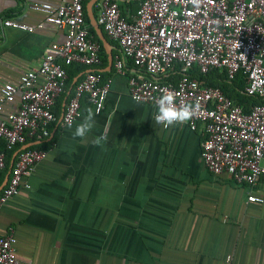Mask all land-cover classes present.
Instances as JSON below:
<instances>
[{
  "label": "crops",
  "instance_id": "obj_1",
  "mask_svg": "<svg viewBox=\"0 0 264 264\" xmlns=\"http://www.w3.org/2000/svg\"><path fill=\"white\" fill-rule=\"evenodd\" d=\"M66 1L0 0V89L17 84L39 66L47 46L65 39L64 29L30 6ZM6 19L35 30L4 27ZM106 39L114 46L111 67L107 57L103 68L92 69L111 80L110 91L85 137L72 133L87 111L71 128L64 126L61 96L48 137L12 150L0 139L1 184L20 150L48 152L26 178L29 188L21 186L2 206L0 234L14 233L18 264H264V202L247 201L250 194L264 200V178L248 187L212 175L200 155L202 126L157 125L153 106L129 96L127 77L138 70L128 62L127 76L115 73L119 48ZM169 75L155 79L176 76ZM18 107L19 99L3 104L0 120ZM101 135L106 140L97 145Z\"/></svg>",
  "mask_w": 264,
  "mask_h": 264
},
{
  "label": "built area",
  "instance_id": "obj_2",
  "mask_svg": "<svg viewBox=\"0 0 264 264\" xmlns=\"http://www.w3.org/2000/svg\"><path fill=\"white\" fill-rule=\"evenodd\" d=\"M136 1L138 9L133 16H124L114 0H99L95 5L97 24L119 48L113 61L115 73L127 76L128 62L138 70L127 77L130 98L152 105L154 117L155 101L168 91L176 97L177 106L198 105L185 124L191 131L199 125L203 128L200 155L205 168L214 176H229L234 184L254 187L264 178V104L253 105L245 112L220 87L207 85L191 73L207 75L224 70L228 80L242 73L244 94L264 100V0ZM85 2L67 0L57 6H30L45 16L46 23L66 33L61 44L45 48L37 68L24 72L17 84L1 87L0 113L3 104L19 99L18 109L0 120V139L6 150L28 139L48 137L50 125L57 120L54 107L65 92L71 65L88 70L82 73L64 106L63 125L72 126L82 118L84 100L95 115L104 109L111 80L102 79L99 71L92 69L101 64L100 45L85 22ZM3 26L28 33L35 30L12 19L4 20ZM170 73L177 79H155ZM47 154V150L30 147L19 151L0 192V214L21 186L29 188L26 178ZM4 167L5 153L0 151V171ZM247 201L264 202L253 194ZM15 244L14 233L0 234V264H18Z\"/></svg>",
  "mask_w": 264,
  "mask_h": 264
},
{
  "label": "trees",
  "instance_id": "obj_3",
  "mask_svg": "<svg viewBox=\"0 0 264 264\" xmlns=\"http://www.w3.org/2000/svg\"><path fill=\"white\" fill-rule=\"evenodd\" d=\"M88 1L89 0H86V2L84 3L85 22L88 26L90 35L93 37L94 41H96L100 45L101 64L99 67L103 68V66L107 64V56L103 50V46H102L101 42L99 41V39L95 35L93 28L89 24V20L87 18L86 10H85V5ZM119 8H120V10L124 16H133L136 14V11L138 9V2L136 0H129L128 2L127 1L121 2L119 4ZM94 12H95V10H94ZM104 36L107 38V36L105 34H104ZM110 42L117 46V44L115 42H113V41H110ZM129 64L131 65L130 62H129ZM86 69H87L86 67H84L82 65H77V64L71 65L67 68L68 80H67V84L65 87V92L63 93L62 97L60 98L62 101L64 100V98H66V102H67L71 98V96L73 95V91H74V87H75L76 83L82 77L80 76L78 78L77 82L73 85L72 89L70 90V92L68 94L72 80L75 77L82 74L83 72H85ZM97 71H99L102 79L105 80V77H104L105 73L100 71V70H97ZM169 76L170 77L173 76V73H170ZM191 76L193 78L203 80L207 85L220 87L223 90V92L227 96H229L236 104L241 106L245 112H249L250 108L253 105L264 104V100L259 99V98L249 97V96H246L244 94L243 89L245 86V79H244V76L242 75V73H238L235 76V78L232 80L227 79V75H226V72L224 70H215V71L210 72L207 75H201L198 72H192ZM174 79H177V76H174L173 79H171V80L173 81ZM82 109H83V111H87V109H91L90 105L85 100L82 101ZM30 148H40V147L39 146H31ZM2 178H3V175H0V184L2 182V180H1Z\"/></svg>",
  "mask_w": 264,
  "mask_h": 264
},
{
  "label": "clouds",
  "instance_id": "obj_4",
  "mask_svg": "<svg viewBox=\"0 0 264 264\" xmlns=\"http://www.w3.org/2000/svg\"><path fill=\"white\" fill-rule=\"evenodd\" d=\"M198 0H193V3ZM176 97L171 91L163 93L156 101V115L154 117L157 125H162L164 128H169L174 124H183L189 121L198 109V105L185 103L177 106ZM94 115L91 109L87 110V115L77 124L72 133L73 139L85 137L93 128ZM71 128V124L68 125ZM106 140L105 135L96 138V144L100 145L102 141Z\"/></svg>",
  "mask_w": 264,
  "mask_h": 264
},
{
  "label": "water",
  "instance_id": "obj_5",
  "mask_svg": "<svg viewBox=\"0 0 264 264\" xmlns=\"http://www.w3.org/2000/svg\"><path fill=\"white\" fill-rule=\"evenodd\" d=\"M97 0H89L85 6V10H86V15L87 18L89 20V24L90 26L93 28L95 35L97 36V38L99 39V41L101 42L103 48L106 51L107 57H108V66L109 68L111 67L112 64V49H114V46L111 45L108 40L105 38L102 29L100 28V26L97 24L95 15H94V11H93V6L96 3ZM82 74H80L78 77H75L72 80L71 86L69 88L68 94L70 92V90L72 89L73 85L77 82L78 78L81 76ZM65 106V104L63 105V107ZM63 116V113H62ZM61 116V119H62ZM29 146H26V148ZM10 174V173H9ZM8 180V176L5 179V181L0 185V191L2 190V188L6 185Z\"/></svg>",
  "mask_w": 264,
  "mask_h": 264
}]
</instances>
